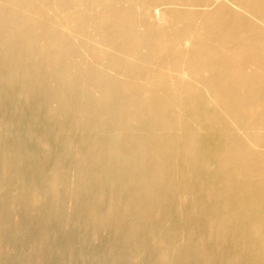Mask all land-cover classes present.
<instances>
[{
  "label": "bare ground",
  "instance_id": "6f19581e",
  "mask_svg": "<svg viewBox=\"0 0 264 264\" xmlns=\"http://www.w3.org/2000/svg\"><path fill=\"white\" fill-rule=\"evenodd\" d=\"M0 264H264V0H0Z\"/></svg>",
  "mask_w": 264,
  "mask_h": 264
}]
</instances>
